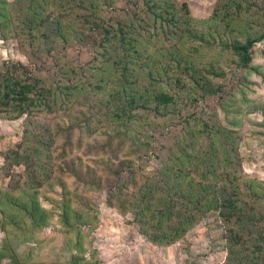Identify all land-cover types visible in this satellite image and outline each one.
<instances>
[{
  "label": "trees",
  "instance_id": "1",
  "mask_svg": "<svg viewBox=\"0 0 264 264\" xmlns=\"http://www.w3.org/2000/svg\"><path fill=\"white\" fill-rule=\"evenodd\" d=\"M0 38L22 40L21 47L31 50L43 42L51 51L68 38L101 47L99 76L114 80L105 133L125 152L119 161L124 167L107 164V205L128 212L140 233L162 246L216 212L226 250L219 264H264V181L242 173L240 138L228 117L224 124L192 110L214 96L226 111L227 98L248 79L235 75L228 87V72L258 68L252 51L264 40V0H215L206 18L193 17L188 4L177 0H0ZM25 53L27 64H0V117L26 116L29 123L21 148L4 155L12 165L9 182L0 188V264H22L20 245L34 248L30 244L53 223L60 226L66 264H100L83 230L94 228V211L65 200L54 218L40 203V188L55 172L47 158L52 136L30 122L60 105L64 109V92L76 87L51 82L32 53ZM261 107L264 101L253 105ZM76 160L63 159L57 171L75 173ZM19 165L21 172L9 173Z\"/></svg>",
  "mask_w": 264,
  "mask_h": 264
},
{
  "label": "rangeland",
  "instance_id": "2",
  "mask_svg": "<svg viewBox=\"0 0 264 264\" xmlns=\"http://www.w3.org/2000/svg\"><path fill=\"white\" fill-rule=\"evenodd\" d=\"M177 1L186 2L191 15L196 18L208 17L215 2ZM148 27L150 34L154 35L155 32L149 24ZM68 39V43L61 42L49 51L43 42L37 44L36 50H31L25 45L24 48L21 47L22 40L0 38V64L9 59L27 64L28 55L25 51L31 52V58L37 61L39 71L51 82L58 83L61 79L63 83L69 82L76 87L64 92L63 97L68 95L69 98L68 104H64V109L60 105L56 111L41 113L30 122L36 130L45 129L46 136H52L51 155L47 158L49 166L55 172L40 188V203L53 213L54 218L61 213V201L65 200L72 202L75 207L85 205L94 211V228L89 230V233L87 227L83 230L87 232V244L96 250L100 264L222 262L226 254L224 227L216 212L208 213L180 240L162 246L147 240L128 212L121 213L115 207L107 205L105 191L112 177L109 175L107 164L114 163L115 167H124L119 161L125 153L116 149V140L109 143L105 133V105L109 103L107 97L114 86V80L107 74L104 79L99 76L103 66L101 47L80 42L75 38ZM156 41L158 39L155 38L150 43ZM172 44L173 42H170L160 46L170 47ZM252 52V63L258 67L256 70H250L248 75L244 71H229L225 78L227 86L231 87L235 75L239 76V79L243 74L248 76L245 83L240 85L241 88L236 89L231 97L227 98L226 111L223 112L215 105L214 96L206 97L202 104L193 106L192 110L204 117L214 116L220 123L227 124V119L233 122L235 135L240 138L238 150L242 173L257 182L256 180L264 181V108L255 110L253 105L264 101V40L258 42ZM209 55L212 56V53ZM27 120L26 116L15 120L0 117V188L9 182L7 172L9 165H12L6 163L4 155L21 148L24 131L29 125ZM86 125H89L91 132L86 130ZM164 143L168 141L164 140ZM75 158V173L57 171L60 169V161ZM154 160L151 158L150 164ZM22 169V165L15 166L9 173L21 172ZM88 176L90 181L86 182ZM59 228L57 223L48 226L40 233L37 242L30 244L34 248L21 244L19 249L22 264H66L67 255L61 254L59 248L62 239ZM4 236L0 228V246ZM86 253H89V249ZM3 261H8V258Z\"/></svg>",
  "mask_w": 264,
  "mask_h": 264
}]
</instances>
